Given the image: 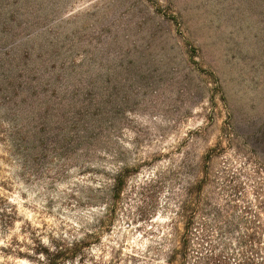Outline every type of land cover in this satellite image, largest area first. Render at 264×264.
Here are the masks:
<instances>
[{"label": "rangeland", "instance_id": "rangeland-1", "mask_svg": "<svg viewBox=\"0 0 264 264\" xmlns=\"http://www.w3.org/2000/svg\"><path fill=\"white\" fill-rule=\"evenodd\" d=\"M195 204L173 264H264V0H0V264H166Z\"/></svg>", "mask_w": 264, "mask_h": 264}, {"label": "trees", "instance_id": "trees-1", "mask_svg": "<svg viewBox=\"0 0 264 264\" xmlns=\"http://www.w3.org/2000/svg\"><path fill=\"white\" fill-rule=\"evenodd\" d=\"M96 113L94 111H90L87 108H78L72 113V116L66 119V130L65 135L63 136L65 145L67 147L77 146L82 147L84 149L89 148L90 145L99 137L102 131L96 127ZM113 185H116V181ZM247 208V207H246ZM109 210V209H108ZM202 212V209L195 204L193 208H191L190 212L187 216H183L184 226L183 232L180 237V244L177 249H174L171 252V255L166 260V264H173V261L176 258H184L188 252V246L194 238H196V243L200 245V242H205L203 239L208 235L204 232V228L201 226V223H198L197 217ZM244 212H249L244 211ZM250 218L245 219V223L247 221L250 223L246 229L253 228L250 225H254L256 222L255 213H249ZM197 223V224H196ZM201 231V233L199 232ZM204 232V233H203ZM256 229H253V232L244 233L242 236L248 237L249 240L255 237ZM201 235H203L201 237ZM241 236V238H242ZM59 249L55 250V253H51V257H48L47 264H55L56 260L59 258H72L76 252V248L78 243H72L70 247H65L64 245L58 244ZM202 245V244H201ZM198 256V252L196 254ZM233 260H231V259ZM218 263L223 264H253L249 257L244 258V254L242 256L239 254L231 255V257H225L223 259L219 258Z\"/></svg>", "mask_w": 264, "mask_h": 264}]
</instances>
